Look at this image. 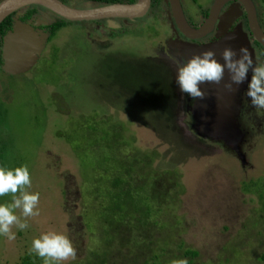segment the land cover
Here are the masks:
<instances>
[{"label":"rangeland","instance_id":"374dc122","mask_svg":"<svg viewBox=\"0 0 264 264\" xmlns=\"http://www.w3.org/2000/svg\"><path fill=\"white\" fill-rule=\"evenodd\" d=\"M182 1L187 18H196L211 2ZM67 2L75 8L95 5L83 0ZM253 3L264 17V0ZM165 10L162 5L152 16L125 28L115 20L72 22L58 31L51 43L41 41L27 71L10 75L0 69V138L7 146L8 166L26 165L31 178V187L26 190L40 197L38 216L24 218L15 210L28 223L26 230L13 226L16 238L12 241L0 235V264H18L21 255L30 253L32 240L47 232L67 236L75 249L81 250V258L88 247L95 248V232L86 228L96 226L88 225L86 219L82 223L86 215H81L83 207L90 205L92 178L100 168L85 161L84 172L80 160L59 137L75 129L81 115L92 112L124 122L125 134L133 135L136 149L158 153L156 168L176 170L181 193L172 204L175 208L164 209L167 203L157 205L159 212L165 210L160 236L172 237L175 232L167 240H183L196 250V264H264V216L259 214L262 200L254 190H242L245 183L264 178V109L254 108L249 97L244 100V93L238 98L242 109L229 116L231 133L222 135L224 139H208L193 130L197 99L174 87L179 107L166 102L167 86L175 81L187 57L185 43L177 40L176 31L166 23ZM40 15L35 28L53 20L45 12ZM112 92L118 94L117 100H111ZM120 94L133 98L122 104ZM167 107L173 109L170 123L159 118L158 122L148 120L147 114ZM235 134L238 138L232 140ZM11 200V194L0 197V204ZM171 216L178 219V226L170 221ZM155 219L160 223V215L153 216L151 222Z\"/></svg>","mask_w":264,"mask_h":264},{"label":"trees","instance_id":"16d2710c","mask_svg":"<svg viewBox=\"0 0 264 264\" xmlns=\"http://www.w3.org/2000/svg\"><path fill=\"white\" fill-rule=\"evenodd\" d=\"M60 1L69 4L67 0ZM83 1L95 4L93 7H99L115 3H134L136 0ZM162 5L163 8L167 5L164 0H151L148 16H152L154 11ZM41 10L44 11V8L29 6L25 8L24 13L21 10L22 16L19 20L26 23V20L33 18ZM16 13L8 16L0 24V69L3 65L1 56L3 42L14 26L13 17ZM206 13L205 9H200L199 14L202 16L191 18L193 24L197 25L201 17L206 16ZM53 18L55 21L52 20L53 22L51 21L52 23L47 25L50 34L47 44L53 41L58 31L72 23L57 16H53ZM122 27L125 28L126 25H122ZM128 35L132 34L128 33ZM53 51L57 53L58 50L55 48ZM144 59L152 62L149 58ZM164 66L167 67L166 64ZM171 71L170 73H172ZM173 71L175 72V68ZM129 72L124 71V74ZM173 76L175 77V74ZM165 82L167 84V80ZM175 84L173 79V83L171 82L170 86H167V94H165L168 98L166 102L170 107L171 105L179 107L177 102L175 104L176 97L173 88L175 87L176 91L179 90ZM120 95H122V104H126L133 98L130 95ZM110 97L112 101L117 100L114 99L115 97L119 98L115 92H112ZM116 103H120V100ZM172 110V108L168 110L167 107L163 111L150 112L152 114H147L148 120L153 121L159 118L162 123L168 124L172 119L169 116ZM130 116L132 118L141 117L139 114L137 116L130 114ZM194 117L193 114V130H196L198 122ZM81 118V123L76 125L75 129L69 130L64 135L60 134L59 137L69 146L73 155L80 160L84 172L85 161H90L94 167L100 168L92 178L90 205L86 204V207H83L85 209L81 215V218L84 214L86 215L82 218V223L86 222L90 226H96V229L85 228L89 233L95 232L97 240L95 248L88 247L87 254L83 258L79 257L81 250L76 249V260L70 264H173V261L181 259H186L188 264H196L198 262L196 250L187 246L183 240L178 242L167 240L173 238L175 232L172 234L174 236L168 238L166 237L171 234L160 236L159 233L163 231L162 221L165 219V210L161 209L159 212L157 205L162 207L161 203H167L164 209L175 208L172 207V204L178 200L181 193L176 170L160 171L156 168L154 165L160 159L158 153L154 150L136 149L133 135L125 134L128 132L127 127L119 119L113 118L111 115H99L97 112L81 115ZM262 140L263 138L260 141L262 142ZM199 141L204 142L201 138ZM7 153L5 141L0 138V167L10 169L5 156ZM242 190H254L257 193L258 198L262 200L259 214L264 216L263 176L245 183ZM158 215L161 218L160 223L157 224L156 219L152 223V217ZM170 221H175V225L178 226L179 221L175 216H171ZM261 260L264 261V254L261 255ZM18 264H43V260L34 253H25L19 258ZM53 264L59 263L53 262Z\"/></svg>","mask_w":264,"mask_h":264},{"label":"water","instance_id":"95a60500","mask_svg":"<svg viewBox=\"0 0 264 264\" xmlns=\"http://www.w3.org/2000/svg\"><path fill=\"white\" fill-rule=\"evenodd\" d=\"M233 1L242 6L249 32L255 41L264 48V33L258 25L256 7L252 0H214L206 19L197 28H192L187 23L181 0H164L169 7L175 30L188 40H199L208 35L213 30L222 7L226 3ZM150 4L151 0H136L134 3H115L99 7L75 8L60 0H0V24L8 16L29 6H40L70 22H97L116 19H122L126 22V20L133 21L134 19L143 18L149 12ZM232 14L231 18H229L230 20L234 17V13ZM13 21L14 26L6 35L1 50L2 69L10 75L22 73L30 68L29 65L34 61V55L39 51V44L41 41L44 42L46 38V35L40 30L30 27V22L22 23L16 16ZM43 24L45 25L46 23ZM40 34L41 36L39 37ZM241 46L242 44L237 39H228L222 42L221 47H214L213 45L207 49H212L217 54V60L223 64L224 61L218 55L221 50L225 47H231L238 51ZM206 84H208V87L203 90L206 96L204 99H197L194 104L193 114L198 122L196 130L200 132L201 136L208 139L209 137L224 139L222 135L229 132V124L231 125V122L229 116L225 115L227 112H222L218 108V103H221V83L219 85ZM227 138L225 137V139ZM236 138L238 136L235 134L232 140H236Z\"/></svg>","mask_w":264,"mask_h":264},{"label":"clouds","instance_id":"9594fccd","mask_svg":"<svg viewBox=\"0 0 264 264\" xmlns=\"http://www.w3.org/2000/svg\"><path fill=\"white\" fill-rule=\"evenodd\" d=\"M172 28L175 30V27ZM220 55L223 64L217 61L213 50L195 54L182 64L177 70L175 79L179 91L193 100L204 99L206 93L201 90L200 85L205 83L219 85L224 80L226 70L228 82L224 84V88L233 91L234 84L240 85L248 79L251 69V78L245 95L250 98L254 108L264 109V64L254 65L248 49L242 46L238 51L225 47ZM30 187L31 178L26 165L14 169L0 167V197L9 194L12 196L11 203L0 204V235L5 236L9 241L16 238L12 231L13 226L19 230H26L29 227L26 220L22 221L15 214V210H20L24 218L39 215V193H29L26 189ZM29 252L40 257L43 264L76 258V249L72 242L67 236L57 232H47L34 238ZM173 264H188V261L181 259L173 261Z\"/></svg>","mask_w":264,"mask_h":264},{"label":"flooded vegetation","instance_id":"af4514ba","mask_svg":"<svg viewBox=\"0 0 264 264\" xmlns=\"http://www.w3.org/2000/svg\"><path fill=\"white\" fill-rule=\"evenodd\" d=\"M213 1L214 0H211L209 5L205 8V10L207 11L206 16L205 17H201L200 22L197 25H194L193 22H192V19L186 17L185 12H184V8H183V5H185V4H184V1L181 0L182 8H183V12H184L186 21L192 28H197L203 23V21L206 19L207 15L209 13V10H210V7H211ZM252 2H253V0H252ZM165 7H166L165 19L168 20L166 23L168 24V27L172 28L173 23H172L169 7H167V5ZM255 7H256V18H257L258 25L262 29L263 33H264V17H263V14H262L263 12L259 11L257 5ZM25 8H27V7H25ZM25 8L21 9L22 13H24ZM21 10H19V11H21ZM42 12H45V13L49 14L52 18H53V16H56L55 14H53L52 12H50V11H48V10H46L44 8V11H42V10L39 11L38 14L35 15L33 18H29L28 20H26V23L31 22V24H33V27H34V25H35L34 23H36L37 20L40 18V16H41L40 13H42ZM149 12H150V9H149ZM149 12L144 17L148 16ZM18 13L15 15L17 18L19 17ZM232 13H234V17H232V19L230 20L229 18H231L230 16L233 15ZM200 16H202V15H200ZM35 17H36V19H35ZM143 18L134 19L133 21L126 20V22H124L122 19H116L115 21H118L121 25H128V24L134 23V22H136L138 20H141ZM53 21H55L54 18H53ZM101 22L105 23L107 21L106 20L97 21V23H101ZM43 23H46V22H42L36 28L35 27L34 28L32 27V28L36 29V30H40L42 33H44L46 35V38L44 39L43 43L47 44V39H48L50 34H49L48 30H47V25L48 24L46 23L44 25ZM95 23H96V21H95ZM174 35L177 38V40L180 39L182 42L185 43L186 51H184L183 53H186L187 60L190 59L195 54H200L201 52H203L205 50H209L207 48L211 47L213 45H214V47L215 46L221 47L222 42L224 40L237 39L242 44V47H245V48L248 49V51H249V53L251 55V58L253 60V64L254 65L264 64V48L262 46H260L255 41V39L252 37L251 33L249 32L246 15H245V13L243 11L242 6L240 4H238L236 1L228 2L222 7V9H221V11H220V13L218 15V19H217V21H216V23L214 25L213 30L208 35L204 36L202 39H199V40H188V39L184 38L177 31L174 32ZM40 36H41V34L39 35V37ZM229 37H231V38H229ZM210 50H212V49H210ZM218 55H220V54H218ZM179 56L180 55L178 54L177 57H179ZM215 58L217 59L216 56H215ZM178 61H180V63H181L182 62L181 58ZM217 61L219 62V60H217ZM174 68L176 70V67H174ZM250 78H251V69L249 70V73H248V79H246L240 85H235L234 84L233 85V89L234 90L233 91H229L226 88H224V84L228 82V73H227V70L225 71L224 80L221 81V88H220V90H222L221 99H220L221 103L220 104L218 103V108L220 110H222V112L223 111H226L227 113L229 112L228 114L230 115V114H233L234 111H236V110L240 111L242 109V102L238 98H239L240 95L246 93L247 85H248V82H249ZM206 87H208V84H206V83L200 85V88H201L202 91ZM237 99H238V105L239 106H237V104H235V101ZM244 100H248V97L246 95H245ZM234 105H236V109L233 110L232 108H233ZM243 108L246 109L244 104H243ZM247 108L251 109L248 106H247ZM227 113L225 115L228 116ZM233 121H234V119H233ZM232 124H234V123H232Z\"/></svg>","mask_w":264,"mask_h":264}]
</instances>
